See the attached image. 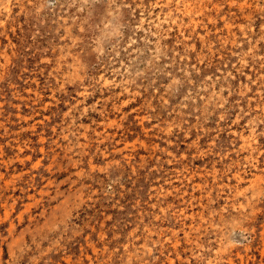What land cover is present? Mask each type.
<instances>
[{
	"label": "rangeland",
	"instance_id": "rangeland-1",
	"mask_svg": "<svg viewBox=\"0 0 264 264\" xmlns=\"http://www.w3.org/2000/svg\"><path fill=\"white\" fill-rule=\"evenodd\" d=\"M0 264H264V0H0Z\"/></svg>",
	"mask_w": 264,
	"mask_h": 264
}]
</instances>
